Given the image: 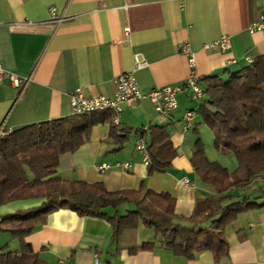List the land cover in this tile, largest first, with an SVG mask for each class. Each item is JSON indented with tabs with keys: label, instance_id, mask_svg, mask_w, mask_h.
<instances>
[{
	"label": "crops",
	"instance_id": "0c3cea01",
	"mask_svg": "<svg viewBox=\"0 0 264 264\" xmlns=\"http://www.w3.org/2000/svg\"><path fill=\"white\" fill-rule=\"evenodd\" d=\"M54 7L67 19L51 21ZM264 10V0H0V66L18 77L29 78L26 86L15 87L8 78L0 81V128L13 131L24 126L69 118V94L80 88L88 96L112 97L114 79L134 69V56L146 66L135 70L142 91L156 86L178 85L192 73L226 78L256 57L264 56V35L248 26ZM130 32L125 38L123 29ZM227 35L230 47L204 50L203 44ZM187 43L194 56L180 52ZM178 106L170 116H161L149 100L124 107L118 126L108 110L95 112L98 119L88 139L74 152L59 156L55 176L68 181L101 183L108 191L138 190L142 186L168 193L175 199V213L189 217L195 202L215 194L212 185L201 181L190 163L199 139L209 161L229 173L237 167L232 154H220L213 135L199 115V103L177 95ZM194 109L196 116L186 129L183 114ZM88 116V115H87ZM86 116V118H87ZM163 126L176 151L171 166L148 174L145 156L135 149L140 129ZM126 137L121 143L110 136L111 129ZM129 163L123 168L122 163ZM110 168L99 171L100 164ZM28 178L32 175L27 171ZM187 182H184V179ZM246 201L264 203V175L245 186L233 188ZM42 199L15 200L0 205V216L18 209L38 206ZM133 204L116 210L126 214ZM108 222L82 217L70 209L50 213L45 223L24 238L46 264H264V206L239 213L225 228L228 254L215 262L210 251L193 259L173 255L154 239L152 229L138 224L135 235L111 241ZM128 237V238H127ZM125 238V237H124ZM155 242L151 250L128 251L132 244ZM20 253L19 242L0 233V250Z\"/></svg>",
	"mask_w": 264,
	"mask_h": 264
},
{
	"label": "trees",
	"instance_id": "16d2710c",
	"mask_svg": "<svg viewBox=\"0 0 264 264\" xmlns=\"http://www.w3.org/2000/svg\"><path fill=\"white\" fill-rule=\"evenodd\" d=\"M199 83L204 94L199 103L202 122L213 135L214 148L223 155L232 154L237 167L229 173L219 163L209 161L201 141L196 140L190 163L201 181L214 187L215 194L198 199L189 217L175 213V199L168 193H156L144 186L108 191L101 183L55 176L59 156L74 152L88 139L91 126L99 121L93 118L95 112L31 124L0 137V205L42 199L38 206L0 216V233L10 234L20 245L19 254L1 248L0 264H46L24 238L41 227L50 213L64 208L108 222L117 249L126 234L134 236L141 224L152 229L154 239L173 255L193 259L210 251L215 262L226 257V226L239 213L264 206L230 192L264 175V56L227 73L225 79L207 76ZM120 132L114 127L110 132L118 143L126 137ZM140 137L146 143L148 174L171 166L176 151L165 127L140 129ZM123 203L133 204L134 208L123 215L105 211L116 210ZM154 247V241L143 242L140 246L130 245L128 251Z\"/></svg>",
	"mask_w": 264,
	"mask_h": 264
},
{
	"label": "built area",
	"instance_id": "2783aa9c",
	"mask_svg": "<svg viewBox=\"0 0 264 264\" xmlns=\"http://www.w3.org/2000/svg\"><path fill=\"white\" fill-rule=\"evenodd\" d=\"M51 21L61 23L67 19L64 14H59L54 7L49 8ZM250 32H260L264 35V10H262L257 19L251 22L248 26ZM129 28L125 27L123 33L125 38H128ZM230 47L227 35L220 36L217 40L203 44L204 50L219 49L222 51ZM180 52L188 57L189 64H194V56L190 51L187 43H183L180 47ZM146 66V61L143 58L134 56V69L130 71L121 72L114 79V93L112 97L106 96H88L80 88L70 92L69 102L71 115L79 116L87 113L108 110L112 113L111 122L115 126L119 125L120 113L124 107L132 108L137 106L142 100H149L157 114L161 116H170V114L178 106L177 95L183 94L190 101L197 103L203 100V89L199 83V79L192 73L186 80L178 85H162L153 87L147 91H142L136 80L135 70ZM2 78H8L15 87L23 89L28 83L29 78L18 77L7 72L0 66V81ZM196 116L194 109H187L182 117L184 127L188 129L192 125V121ZM9 127L2 126L0 128V137L12 132ZM135 149L144 154L145 163H148V154L146 143L142 138H139L135 144ZM123 168L129 167V163H122ZM99 171H104L110 168L107 163L100 164ZM187 182L185 178L183 180Z\"/></svg>",
	"mask_w": 264,
	"mask_h": 264
},
{
	"label": "rangeland",
	"instance_id": "374dc122",
	"mask_svg": "<svg viewBox=\"0 0 264 264\" xmlns=\"http://www.w3.org/2000/svg\"><path fill=\"white\" fill-rule=\"evenodd\" d=\"M77 119H78V117H77ZM213 144V143H212ZM214 146V145H213ZM215 149V148H214ZM216 150V149H215ZM216 151H218V150H216ZM219 152V151H218ZM221 154V153H220ZM231 158H234V157H231ZM233 160H235V158L233 159Z\"/></svg>",
	"mask_w": 264,
	"mask_h": 264
}]
</instances>
